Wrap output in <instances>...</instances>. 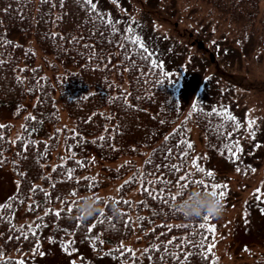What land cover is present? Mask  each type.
Returning <instances> with one entry per match:
<instances>
[{
  "label": "trees",
  "instance_id": "obj_1",
  "mask_svg": "<svg viewBox=\"0 0 264 264\" xmlns=\"http://www.w3.org/2000/svg\"><path fill=\"white\" fill-rule=\"evenodd\" d=\"M205 1L227 18L241 19L264 33L260 0ZM29 38L35 47L26 42ZM134 38L85 0H0V104H17L20 111L29 108L12 145L8 123L0 122L5 125L0 128V163L9 162L14 175L13 189L0 202V264L23 261L7 249L38 248L42 220L114 259L125 258L123 264L136 261L138 255L123 242L134 231L133 206L139 211L138 224L148 221L140 229L148 264H211L212 232L206 230L210 217L186 221L171 203L177 188L190 189L196 180L207 186L198 185L201 189L218 190L208 176L191 173L193 141L186 121L173 123L180 105L177 88L153 52L139 39L132 43ZM122 71L127 74L126 89L111 78ZM24 99L32 100L29 107ZM191 116L204 132L205 144L233 159L229 143L236 116L226 108L204 106H195ZM59 141L66 148L90 141L103 157L147 151L140 170L133 160L112 167L116 175L129 174L119 183L117 195L95 193L104 215L84 221L76 214L79 198L85 195L79 186L96 190L99 180L93 184V177L80 173L88 156L78 149L51 162ZM181 175L187 179L180 181ZM138 178L140 197L132 204L126 192ZM24 200L29 208L45 207L32 220L17 222L13 213ZM113 204L120 209L118 215L112 212Z\"/></svg>",
  "mask_w": 264,
  "mask_h": 264
},
{
  "label": "rangeland",
  "instance_id": "obj_2",
  "mask_svg": "<svg viewBox=\"0 0 264 264\" xmlns=\"http://www.w3.org/2000/svg\"><path fill=\"white\" fill-rule=\"evenodd\" d=\"M93 2L124 33L137 36L169 72L180 100L173 123L184 118L193 141L189 156L191 173L207 176L193 166L198 165L214 173L208 176L213 184L228 185L221 189L226 192L225 197H220L225 205L224 215L209 219L210 226L215 228L211 264L264 262V33L258 26L248 28L241 19L227 18L221 9L205 0ZM262 8L264 0L259 2V10ZM18 37L23 39L21 34ZM28 41L36 46L31 38ZM111 78L121 88H128L124 71ZM31 102L22 101L27 107ZM195 106L226 108L236 116L229 143L233 159L205 144L204 132L191 116ZM28 109L20 111L17 104H0V122L8 123L11 145L22 129ZM249 121H254L251 128ZM40 133L45 131L41 129ZM55 148L51 162L71 153V149L87 154L80 173L93 177V184L95 179L99 180V186L95 190L84 184L79 190L84 194L111 195H117L119 183L129 174L116 175L112 167L133 160L135 168L140 170L147 151L143 148L138 153L103 157L90 141L73 144L70 148L59 141ZM13 183L9 162L0 163V202L13 189ZM139 184L138 178L136 185L126 192L132 204L140 197ZM44 207L45 204L29 208L24 200L13 213L15 221L32 220ZM138 214L139 211L131 207L134 231L123 240L124 248L129 247L139 257L136 261L131 259L129 264H148L147 256L142 254L145 240L140 230L148 221L143 220L139 225ZM39 225L37 249H7L6 253L23 259L24 264H123L125 260L114 259L85 240H73L52 222L42 220Z\"/></svg>",
  "mask_w": 264,
  "mask_h": 264
},
{
  "label": "clouds",
  "instance_id": "obj_3",
  "mask_svg": "<svg viewBox=\"0 0 264 264\" xmlns=\"http://www.w3.org/2000/svg\"><path fill=\"white\" fill-rule=\"evenodd\" d=\"M171 207L186 221L212 217L219 219L225 213V205L215 190L201 189L198 185L192 188L179 187L173 194ZM105 211L101 198L95 193H87L79 198L76 214L87 221ZM120 209L113 204L112 212L119 214Z\"/></svg>",
  "mask_w": 264,
  "mask_h": 264
},
{
  "label": "snow or ice",
  "instance_id": "obj_4",
  "mask_svg": "<svg viewBox=\"0 0 264 264\" xmlns=\"http://www.w3.org/2000/svg\"><path fill=\"white\" fill-rule=\"evenodd\" d=\"M85 3L88 4V5H90V6L92 7L93 11L95 10L96 5H95V3L93 2V0H85ZM106 23L109 24V25H111V24L113 23V21H111V20H107ZM127 31H131V29H128ZM137 41H138V38H134L131 42H132V43H137ZM140 46H141V48L144 47L143 44H141ZM225 115L227 116V118H228L229 120H234V119H235L234 117L229 116L227 113H225ZM31 119H35V118H34V117H31ZM253 123H254V121H249V128H251V125H252ZM4 127H5V125H0V128H4ZM237 127H239V125H237ZM100 139H103V137H101ZM165 139H167V137H166ZM187 147H188V148H192V144H191V143H188V144H187ZM239 151H242V149H239ZM233 155H235V153H234ZM193 166L197 169V171H199V172H201V173H204L205 175H207V176H209V177L214 176V173H213L212 171H205L204 169L200 168L198 165H193ZM237 170L239 171V169H237ZM173 171H178V168H174ZM253 171H254V170H253ZM72 178H73V177H72V172H71V170H69V172H68V179L71 180ZM84 179H85V180H88V179H91V178H89V177H85ZM186 179H187V177L184 176V175H181V176L179 177V180H180V181H184V180H186ZM126 183H127V182H126ZM192 183H193L194 185H201V186H203V187H207L206 185H204V181H203V180H196V181H193ZM182 186H183V187H187V185H182ZM212 187H213L214 189L221 190V189H226V188L228 187V185H227V184H219V183H217V184L212 185ZM257 191H259V190H257ZM216 193H217L221 198H223V197L226 196V192L223 191V190H221V191H219V192L216 191ZM72 195H76V193L73 192ZM123 203H129V202H128V201H123ZM68 211L70 212V211H72V209H68ZM55 215L60 216V215H61V211H57V212L55 213ZM100 215H104V213H100ZM208 218H209V217H205L206 220H207ZM77 219L82 220L81 217H77ZM93 227H95V225H93ZM185 227H186V226H185ZM200 227H201V228H204L205 225L202 224V225H200ZM90 230H91V229H90ZM206 230L209 231V232H214V231H215V228H214V226H208ZM171 242H172V241H169V243H171ZM208 251L211 252V246L209 247ZM19 264H24V262H23V261H19Z\"/></svg>",
  "mask_w": 264,
  "mask_h": 264
}]
</instances>
